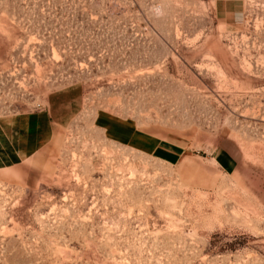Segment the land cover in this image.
Masks as SVG:
<instances>
[{"label":"rangeland","instance_id":"rangeland-1","mask_svg":"<svg viewBox=\"0 0 264 264\" xmlns=\"http://www.w3.org/2000/svg\"><path fill=\"white\" fill-rule=\"evenodd\" d=\"M47 110L0 264H264V0H0V120Z\"/></svg>","mask_w":264,"mask_h":264},{"label":"crops","instance_id":"crops-1","mask_svg":"<svg viewBox=\"0 0 264 264\" xmlns=\"http://www.w3.org/2000/svg\"><path fill=\"white\" fill-rule=\"evenodd\" d=\"M49 114L50 110L27 112L0 120V168L16 167L44 153L54 137L56 125ZM97 124L109 138L119 143L144 150L168 163L178 158L177 149L161 142H152L150 135L133 130L126 123L106 117L99 118ZM222 163H225V159Z\"/></svg>","mask_w":264,"mask_h":264}]
</instances>
